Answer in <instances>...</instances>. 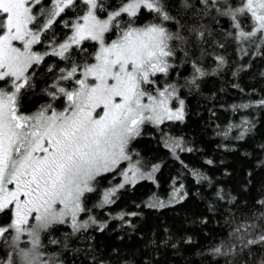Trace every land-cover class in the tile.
<instances>
[{
  "label": "snow or ice",
  "instance_id": "1",
  "mask_svg": "<svg viewBox=\"0 0 264 264\" xmlns=\"http://www.w3.org/2000/svg\"><path fill=\"white\" fill-rule=\"evenodd\" d=\"M80 3L83 14L74 23L64 21L71 34L51 51H33L42 43L41 30H49ZM43 4L0 0V213L9 215V223L0 225V241L9 249L0 264H50L41 251V233L66 222L74 232L96 224L86 200L98 177L131 159L129 144L145 124L185 119L184 100L169 78L178 74L174 59L178 46L189 43L186 37L205 40L203 26L196 27L201 18L215 19L213 12L228 17L239 30L236 38L264 44V0H119L106 18L98 15L107 13L104 0H55L51 8ZM180 12L185 20L195 17L191 24L181 23ZM41 17L46 19L41 22ZM85 41L95 42L94 54L87 52ZM46 56L66 66L48 67L55 77L45 93L49 100L35 113H25L22 90L34 87V66ZM203 75L193 66V79L186 83L196 85ZM58 100L60 110L54 107ZM124 177L127 182V172ZM115 194L116 189L105 192L103 204L115 203ZM82 213L87 220L78 219ZM125 215L117 219L125 221ZM231 236L241 251L249 249V256L256 246L264 248V213L234 227ZM235 250L236 245L221 242L212 252L228 256ZM255 264H264V256Z\"/></svg>",
  "mask_w": 264,
  "mask_h": 264
},
{
  "label": "trees",
  "instance_id": "2",
  "mask_svg": "<svg viewBox=\"0 0 264 264\" xmlns=\"http://www.w3.org/2000/svg\"><path fill=\"white\" fill-rule=\"evenodd\" d=\"M104 4L107 13L101 16L118 7L119 0ZM43 5L51 8L53 0L51 4L44 0ZM83 11L80 3L62 13L43 31L35 50L43 54L63 42L71 33L64 21L75 22ZM211 15L215 19L205 16L196 24L198 29L203 26L204 41L189 36L188 44L178 46L174 59L178 74L169 78L184 100L185 119L145 124L129 144L133 159L146 172L154 171V177L144 176L120 188L126 161L98 177L86 200L96 224L89 222L86 230L74 232L65 223L41 233V251L50 264H255L264 256L259 246L247 255L249 249L241 251L239 241L231 236L234 227L252 223L264 213L260 203L264 201V105L259 103L264 100V44L259 48L236 38L238 31L230 18ZM185 16L180 12L181 23L191 24L195 18L185 20ZM85 46L94 54L95 42L85 41ZM65 66L55 56H46L34 66L30 77L34 87L22 90L20 96L24 112L32 113L48 102L45 93L55 78L48 67ZM193 66L204 72L196 85L186 83L193 79ZM111 189H116L115 203L104 205L103 194ZM160 202L164 207H159ZM121 214H126L125 221L117 219ZM80 218L84 221L88 216L82 213ZM8 222V213H0V225ZM221 242L236 245L235 254L215 255L212 250ZM0 249L3 261L9 249L3 241Z\"/></svg>",
  "mask_w": 264,
  "mask_h": 264
},
{
  "label": "rangeland",
  "instance_id": "3",
  "mask_svg": "<svg viewBox=\"0 0 264 264\" xmlns=\"http://www.w3.org/2000/svg\"><path fill=\"white\" fill-rule=\"evenodd\" d=\"M55 3V0H53V4ZM37 7H39V6H37ZM43 7H44V5H43ZM35 9V8H34ZM98 15L100 16V18H106V16H101L99 13H98ZM40 20H41V22H43V20H44V18H40ZM76 20H77V18H76ZM75 20V21H76ZM74 23V22H73ZM248 28H249V25H247V24H244L243 25V29L245 30V31H247L248 30ZM43 31L44 30H41V35H42V33H43ZM237 31H239V30H237ZM71 34V33H70ZM69 34V35H70ZM41 37V36H40ZM113 38H115V37H113ZM248 43V42H247ZM38 45V44H37ZM259 46V48H260V46H261V44L260 45H258ZM36 47V45H34L33 46V51H36L35 48ZM8 87H10V86H8ZM173 104H176L177 103V101H173L172 102ZM59 103L56 101L55 103H54V107H56L57 108V110H60L61 108H59ZM37 111V110H36ZM36 111H33L32 113H35ZM25 113H29V112H25ZM165 121H168V120H165ZM164 121V122H165ZM154 125H156V124H154ZM144 127V126H143ZM142 127V128H143ZM128 154L131 156V159L130 160H124V161H126L125 163H126V165H125V167L123 168V170H122V172H121V177H122V180H121V183L120 184H126V183H134L136 180H138V179H140V178H142V177H144V176H146V177H154V171H152V172H146V169L143 167V165H141L140 163H137L134 159H133V157H132V155H131V153H130V151L128 152ZM124 161H121L120 162V164L122 163V162H124ZM120 164L116 167V168H118L119 166H120ZM125 172H127V174H128V177H129V179H128V181L126 182V180H125V177H124V173ZM134 173H135V178L134 179H132V177H133V175H134ZM119 184V185H120ZM118 188V187H117ZM81 215V214H80ZM78 219H80L81 220V218L80 217H78ZM9 223V222H8ZM66 223H69L70 224V222H66ZM4 225H7V223L6 224H4ZM71 225V224H70ZM23 239V238H22Z\"/></svg>",
  "mask_w": 264,
  "mask_h": 264
}]
</instances>
